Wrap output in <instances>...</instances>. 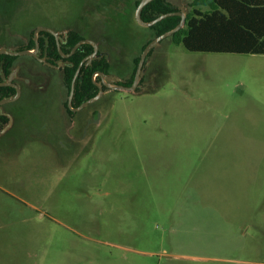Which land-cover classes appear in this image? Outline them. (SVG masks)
I'll use <instances>...</instances> for the list:
<instances>
[{
  "label": "rangeland",
  "instance_id": "rangeland-1",
  "mask_svg": "<svg viewBox=\"0 0 264 264\" xmlns=\"http://www.w3.org/2000/svg\"><path fill=\"white\" fill-rule=\"evenodd\" d=\"M85 1L0 0V31L25 15L17 42L79 22L106 43L94 27L121 23L111 59L140 57L132 0ZM167 1L187 15L193 0ZM142 75L96 102L69 152L0 145V264H264V55L164 39Z\"/></svg>",
  "mask_w": 264,
  "mask_h": 264
},
{
  "label": "flooded vegetation",
  "instance_id": "flooded-vegetation-1",
  "mask_svg": "<svg viewBox=\"0 0 264 264\" xmlns=\"http://www.w3.org/2000/svg\"><path fill=\"white\" fill-rule=\"evenodd\" d=\"M174 12L180 11L176 9ZM24 17L25 15L13 17L11 22H6L9 26L0 31V49L12 53L29 51L34 54H0L1 149L4 147L5 151H8V148H13V151L16 145L26 142L30 145L43 143L61 152H69L78 146V126L81 127V131H88L101 119L102 112L94 109L96 102L105 94L120 91L114 88V84L126 87L133 84L134 77L131 83L127 84L132 60L123 63L111 59L109 49L112 44L109 39L106 43H100L88 35L73 41L78 38L73 35H78V29L82 28L79 22V25L64 32L57 31L51 25H38L30 37L23 35V42L22 40L17 42L15 36L18 26L25 27L28 24ZM10 23L13 26H10ZM83 40L92 41L96 45V52L92 44L83 43L78 47V43ZM86 45L90 46L91 50L84 49L83 46ZM78 51L84 54L79 63ZM91 55L93 56L90 58ZM98 61L101 62L96 66L100 69L96 68L90 76L94 89L79 99L78 79L83 77L82 68L92 69L93 63ZM124 70L129 71L127 75L122 73ZM98 72L120 80L112 82L103 79ZM142 73L138 87L134 91H138L143 84ZM97 95L100 96L96 100L89 101ZM91 108L89 117L81 123L78 117L83 111ZM36 111L39 116L36 115Z\"/></svg>",
  "mask_w": 264,
  "mask_h": 264
},
{
  "label": "trees",
  "instance_id": "trees-1",
  "mask_svg": "<svg viewBox=\"0 0 264 264\" xmlns=\"http://www.w3.org/2000/svg\"><path fill=\"white\" fill-rule=\"evenodd\" d=\"M139 1L132 0L133 11H135ZM85 2L89 6H93V0ZM189 7L191 9L186 15L183 28L167 38L172 43L182 44L190 52L264 55V0H193ZM200 7H206L207 9L201 10ZM176 9L167 0H153L143 8L141 19L149 22L161 14L174 12ZM179 21V16H170L147 28L137 26L141 32H145L144 34L148 36L140 47L139 53L147 43L173 29ZM95 28L93 29L96 32L94 34L102 35L106 40L109 38L106 34L111 33L114 29L117 31L122 30L119 32L120 34L124 32L121 23L109 26L105 30H100V32L95 31ZM73 36H78L73 40L76 41L88 35L82 27L78 29V35ZM89 37L94 40L97 38L93 35H89ZM83 48L91 50V47L87 45ZM83 55L78 51V63ZM138 60L139 57L136 56L132 59L129 68L130 79L127 84H130L134 77ZM100 62H94L92 69L90 67L82 68L83 77L78 79L79 99L87 93H91L94 89L90 76L98 68L96 64ZM72 74L73 71L70 73V78Z\"/></svg>",
  "mask_w": 264,
  "mask_h": 264
},
{
  "label": "water",
  "instance_id": "water-1",
  "mask_svg": "<svg viewBox=\"0 0 264 264\" xmlns=\"http://www.w3.org/2000/svg\"><path fill=\"white\" fill-rule=\"evenodd\" d=\"M151 1L153 0H140L139 1V4L137 5L136 7V10H135V21L137 22V24L141 27H150L154 24H156L157 22L167 18V17H170V16H179L180 17V21L179 23L171 30L159 35L158 37L154 38L152 41H150L146 46L145 48L143 49L141 55H140V59H139V62H138V65H137V68H136V71H135V75H134V79H133V84L130 86V87H126V86H122V85H117V84H114V88L115 89H118V90H122V91H126V92H134V90L138 87V82H139V79H140V76H141V73H142V67H143V63L145 61V58L148 54V52L150 51V49H152L155 45H157L161 40H164L166 38H169L171 37L174 33H176L177 31H179L181 28H183L184 24H185V18H186V15L183 13V12H170V13H165V14H161L159 15L158 17H156L155 19H153L152 21H149V22H145L141 19V12L143 10V8L148 4L150 3ZM41 30H46V29H41ZM83 43H88V44H92L93 47L95 48V52H96V45L92 42V41H88V40H83V41H80L78 43V47L83 44ZM94 52V53H95ZM1 53H7V54H30V55H34L32 52H29V51H24V52H21V53H12L8 50H5V49H0V54ZM93 53V54H94ZM93 55L90 56V58L92 57ZM98 74L104 79H108L109 81H112V82H115V81H119L120 79L119 78H110L109 76L107 75H104L100 72H98ZM100 95H97L96 97L90 99L89 101H93V100H96ZM12 99H15V98H12ZM12 99H9V100H12ZM8 101V99H7ZM86 104V103H85ZM84 104V105H85ZM82 105V106H84Z\"/></svg>",
  "mask_w": 264,
  "mask_h": 264
}]
</instances>
